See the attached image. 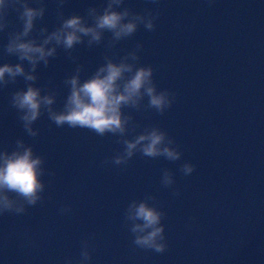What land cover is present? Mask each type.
I'll use <instances>...</instances> for the list:
<instances>
[{
    "label": "water",
    "instance_id": "water-1",
    "mask_svg": "<svg viewBox=\"0 0 264 264\" xmlns=\"http://www.w3.org/2000/svg\"><path fill=\"white\" fill-rule=\"evenodd\" d=\"M102 0H68L65 16L86 14ZM37 28L58 26L55 0ZM136 12L157 5L126 0ZM154 32L141 27L117 46L119 54L143 42L141 63L156 68L161 89L177 93L164 115L135 112L141 129L158 125L184 151L181 161L137 154L121 170L101 166L122 145L111 135L86 129L57 128L45 114L28 137L10 105L12 92L26 87L22 78L0 90V149L11 151L18 138L46 157L45 201L21 216H0V264H64L77 258L81 241L94 234L92 264H264V0H161ZM8 31L19 26L17 14ZM8 31L0 33V65L19 62L3 53ZM106 34V38H107ZM103 45H78L74 55L85 65L84 78L103 63ZM61 49L51 65L37 70L38 86L53 79L56 108L63 107L66 76L76 64ZM127 111V110H126ZM190 161L196 171L179 172ZM176 172L179 197L162 188V169ZM155 195L167 213L169 249L163 254L135 248L123 213L133 199ZM69 214H59L64 205Z\"/></svg>",
    "mask_w": 264,
    "mask_h": 264
},
{
    "label": "clouds",
    "instance_id": "clouds-1",
    "mask_svg": "<svg viewBox=\"0 0 264 264\" xmlns=\"http://www.w3.org/2000/svg\"><path fill=\"white\" fill-rule=\"evenodd\" d=\"M58 26L53 30L45 25L37 28V21H43L47 12L46 0H0V33L12 25L11 12L17 14L19 26L8 31V41L3 53L15 56L19 62L0 65V90L16 84L22 78L26 87L12 92L11 108L17 113L24 133L35 140L41 130L35 127L42 116L57 127L86 129L98 137H116L122 145L113 156L106 157L101 166H119L121 170L139 154L149 159L164 158L170 162L181 161L184 151L166 129L149 125L141 129L133 111L164 115L176 102L177 93L161 89L156 81V68L141 63L143 42H137L131 50L119 54L117 46L130 39L143 27L154 32L162 12L161 0H149L156 9L147 8L136 12L126 5V0H102L99 6H90L86 14L72 13L65 16L64 6L68 0H55ZM211 2V0H210ZM106 34L107 38H106ZM78 45L89 49L103 45V63L87 78L83 77L85 65L74 55ZM76 64L72 74L63 80L68 94L63 107L56 108L58 87L53 79L38 86V69L48 68L59 50ZM127 110V111H126ZM46 157L36 152L34 144L24 138L15 141L14 148L0 149V216H21L28 209L45 201L48 183L45 175L55 176L46 169ZM196 165L190 161L182 163L179 172L191 176ZM160 185L172 189L171 195L179 197L176 172L162 169ZM59 214L66 215L72 206L64 205ZM167 213L157 197L146 193L143 199L131 200L123 213L124 226L132 234L135 248L163 254L169 249L166 234ZM94 234L81 241L77 258L68 257L64 264H92Z\"/></svg>",
    "mask_w": 264,
    "mask_h": 264
}]
</instances>
